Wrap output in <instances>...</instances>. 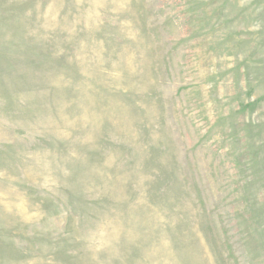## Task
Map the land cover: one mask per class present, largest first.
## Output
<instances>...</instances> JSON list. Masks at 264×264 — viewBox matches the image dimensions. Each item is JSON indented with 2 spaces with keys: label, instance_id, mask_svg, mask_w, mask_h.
I'll return each instance as SVG.
<instances>
[{
  "label": "rangeland",
  "instance_id": "374dc122",
  "mask_svg": "<svg viewBox=\"0 0 264 264\" xmlns=\"http://www.w3.org/2000/svg\"><path fill=\"white\" fill-rule=\"evenodd\" d=\"M0 264H264V0H0Z\"/></svg>",
  "mask_w": 264,
  "mask_h": 264
}]
</instances>
